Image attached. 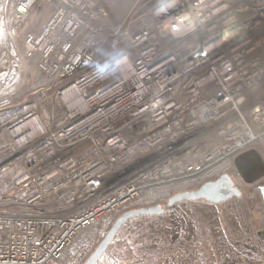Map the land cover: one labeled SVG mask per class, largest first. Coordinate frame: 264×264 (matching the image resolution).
Here are the masks:
<instances>
[{
	"label": "built area",
	"instance_id": "2783aa9c",
	"mask_svg": "<svg viewBox=\"0 0 264 264\" xmlns=\"http://www.w3.org/2000/svg\"><path fill=\"white\" fill-rule=\"evenodd\" d=\"M105 16L5 0L39 76L0 92V264H84L124 212L223 174L249 185L235 158H264V0H142L112 34Z\"/></svg>",
	"mask_w": 264,
	"mask_h": 264
},
{
	"label": "rangeland",
	"instance_id": "374dc122",
	"mask_svg": "<svg viewBox=\"0 0 264 264\" xmlns=\"http://www.w3.org/2000/svg\"><path fill=\"white\" fill-rule=\"evenodd\" d=\"M106 14L109 34L126 26L131 11L142 0H92ZM31 23L48 17V8L37 7ZM15 52V51H14ZM15 58L19 70L12 81H0V92L26 96L39 76L36 59ZM22 69V70H21ZM49 111L58 109L46 99ZM240 184V198L221 204L205 200L165 205L160 216H140L118 232L99 263L110 264H264V202L260 186ZM141 206V201L136 204ZM110 224L103 233L105 236ZM98 263V264H99Z\"/></svg>",
	"mask_w": 264,
	"mask_h": 264
},
{
	"label": "water",
	"instance_id": "95a60500",
	"mask_svg": "<svg viewBox=\"0 0 264 264\" xmlns=\"http://www.w3.org/2000/svg\"><path fill=\"white\" fill-rule=\"evenodd\" d=\"M235 166L246 184H254L264 178V158L255 149L249 150L234 160ZM264 202V186H260ZM242 191L229 174H223L216 180L207 181L199 188L177 193L167 200V206L171 207L183 201H202L213 204H221L235 198H240ZM165 213L163 204L138 207L119 215L109 228L105 236L100 240L97 248L84 264H98L106 254L113 240L121 228L130 220L140 216H160Z\"/></svg>",
	"mask_w": 264,
	"mask_h": 264
},
{
	"label": "bare ground",
	"instance_id": "6f19581e",
	"mask_svg": "<svg viewBox=\"0 0 264 264\" xmlns=\"http://www.w3.org/2000/svg\"><path fill=\"white\" fill-rule=\"evenodd\" d=\"M4 4L5 0H0V81L6 82L8 76L12 80L16 75L19 70V64L15 58L13 38L9 29L4 27V22L2 20Z\"/></svg>",
	"mask_w": 264,
	"mask_h": 264
},
{
	"label": "trees",
	"instance_id": "16d2710c",
	"mask_svg": "<svg viewBox=\"0 0 264 264\" xmlns=\"http://www.w3.org/2000/svg\"><path fill=\"white\" fill-rule=\"evenodd\" d=\"M166 204V203H165ZM165 206V205H164ZM111 262H109V261H107V263H102V264H110ZM99 264H101V263H99Z\"/></svg>",
	"mask_w": 264,
	"mask_h": 264
},
{
	"label": "crops",
	"instance_id": "0c3cea01",
	"mask_svg": "<svg viewBox=\"0 0 264 264\" xmlns=\"http://www.w3.org/2000/svg\"><path fill=\"white\" fill-rule=\"evenodd\" d=\"M109 250V249H108Z\"/></svg>",
	"mask_w": 264,
	"mask_h": 264
}]
</instances>
